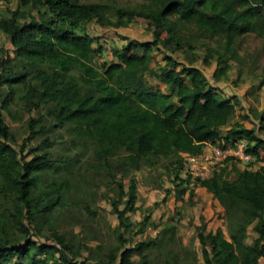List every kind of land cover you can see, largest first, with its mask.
<instances>
[{"label": "trees", "instance_id": "16d2710c", "mask_svg": "<svg viewBox=\"0 0 264 264\" xmlns=\"http://www.w3.org/2000/svg\"><path fill=\"white\" fill-rule=\"evenodd\" d=\"M141 1L139 11L113 9L115 21L104 15L109 10L105 5L77 0H17L9 17L0 18V32L9 39L13 58L52 67L35 73L34 87L25 74L11 78L4 73L10 57L0 51V89L7 90L3 98L0 93V264H86L93 256L91 249L81 240L75 245L56 225L67 209L94 216L88 203L94 191L86 181L112 188L118 228H136L133 235H139L145 221L133 225L128 217L136 211L134 173L153 167L162 157L176 158L183 170L182 156L238 143H243L242 151L255 169H240L227 160L208 178L195 179L218 203L224 225L215 232L196 230L203 260L198 264H264V117L257 128L241 122L230 125L235 104L219 98L199 69L182 66L174 58L183 49V31L194 29L222 40L215 51L214 80L219 81L220 66L244 61L237 40L254 30L264 32V0ZM27 7L42 9L38 19L22 10ZM136 19L147 27L152 40L126 42L112 51L102 72L93 67V39L79 29L93 20L102 28H122ZM153 49L160 52L164 65L153 56ZM73 72L79 73L83 90ZM146 75L158 78L160 85L148 86ZM15 86L22 88L19 98L28 109L48 107L53 123L47 132L68 127L76 138L73 146L81 144L84 151L53 159L48 151L54 144L45 139L20 158L10 144L13 135L3 115L14 102ZM38 124L39 120H30V130ZM226 127L223 139L220 131ZM25 147L26 141L21 153ZM186 191H178L176 203ZM251 226L255 237L248 244ZM167 233L166 225L155 238L132 247H127L130 239L120 234L118 245L96 264H154L149 252L165 248ZM134 254L137 261L132 260ZM165 257L177 260L179 254L168 249Z\"/></svg>", "mask_w": 264, "mask_h": 264}, {"label": "rangeland", "instance_id": "374dc122", "mask_svg": "<svg viewBox=\"0 0 264 264\" xmlns=\"http://www.w3.org/2000/svg\"><path fill=\"white\" fill-rule=\"evenodd\" d=\"M81 3H100L109 8L104 14L106 18L115 21L113 18V9L123 8L139 11L143 9L141 0H77ZM17 7V0H0V18L9 17V12ZM28 15L38 19V7H27L22 9ZM81 31H85L93 39L92 53L90 56L93 67L102 72V65L111 59L112 51L119 50L126 42L144 43L152 40V35L142 22L138 19L131 21L122 28H102L95 20L83 25ZM183 49L175 52V60L182 66L194 67L199 69L209 86L215 87L219 98L231 100L235 104L236 114L230 120L229 124L241 122L247 128L259 126V118L264 117V32L254 30L251 33L237 40L239 45V55L244 60L237 64L233 61L225 62L220 66L223 72L219 81L214 80V73L218 68L216 63V49L222 43L216 37L199 35L194 29L183 31ZM5 50L10 60L4 68V73L11 78H19L27 75V82L37 87L34 75L37 71H51L52 67L44 62L36 65L26 64L13 58L12 47L7 36L0 32V51ZM1 53V52H0ZM153 56L164 65L162 55L153 49ZM207 60V64L204 63ZM80 89L83 85L78 72H73ZM148 86H159L160 81L155 76L146 75L143 78ZM16 95L14 102L10 105L9 111L3 112L4 122L9 127L13 135L11 141L12 148L23 156L25 152L35 145L48 139L54 146L48 151L53 159L60 157H73L75 153H81L83 148L78 144L73 146L72 141H76L68 127L55 128L47 132V127L53 122L48 114V107L38 106L28 109L24 102L19 98L22 94L20 86L14 87ZM1 97H5L7 90L0 89ZM30 120H39V124L33 132L29 128ZM229 127L223 128L220 135L227 137ZM263 138L264 134L262 133ZM26 141V147L23 153L20 152L21 144ZM224 142H226L224 140ZM230 143V142H229ZM243 143L236 146L228 145L222 149H230L237 152L242 151ZM209 153V147L204 149ZM183 158V170H180V162L176 158H160L151 168H143L141 171L133 174L137 182L136 190V211L129 214V221L137 225L145 221L144 232L139 235H133L136 228H118V220L111 205L115 200V193L112 188H98V182L86 181L87 187L94 191L93 200L89 201V206L94 214L90 217L74 209L64 210L57 220L59 230L75 245L80 240L83 241L92 251V257H88L86 264H96L107 252L116 247L119 243V235L122 234L125 239H130L127 247H132L138 242L153 239L157 234L168 226L167 237L169 243L161 251L151 250L149 257L154 264H198L202 263V254L200 244L196 238V230L204 227L205 232H215L218 229H224L220 218L222 213L218 203L214 201L210 194L204 188L196 184L195 179L208 178L212 167L206 164H195L194 171L191 174L186 172L185 165L189 166L186 157ZM228 163L240 169H255L256 165L240 160L237 156H231ZM221 163V164H222ZM197 165V166H196ZM192 167V166H191ZM216 167V166H215ZM210 172V173H209ZM177 175V180L175 176ZM233 176V175H232ZM234 177V176H233ZM125 190H127L129 181H123ZM181 189H187L182 200L176 203V194ZM190 193L194 195L190 198ZM125 200V199H124ZM123 209V205L119 206ZM0 207V211H1ZM255 237L253 226L248 229L247 243L250 244ZM172 249L179 254L177 260L165 257L166 251ZM183 249V253L180 251ZM80 261L83 258L79 259ZM133 261L138 257L134 254Z\"/></svg>", "mask_w": 264, "mask_h": 264}, {"label": "built area", "instance_id": "2783aa9c", "mask_svg": "<svg viewBox=\"0 0 264 264\" xmlns=\"http://www.w3.org/2000/svg\"><path fill=\"white\" fill-rule=\"evenodd\" d=\"M209 153L203 152V154L199 156H187L185 155L186 161L189 163V166L185 165V170L186 172H191L194 173L195 175L197 174L195 169V164H206L210 165L212 169L215 168V166L220 165L225 159L231 157V156H237L240 160L249 162L251 160L250 156L245 155L243 151L239 150L237 152L231 151L230 149H222L218 146H209ZM192 166V167H191ZM197 166V165H196ZM210 173V172H209Z\"/></svg>", "mask_w": 264, "mask_h": 264}, {"label": "crops", "instance_id": "0c3cea01", "mask_svg": "<svg viewBox=\"0 0 264 264\" xmlns=\"http://www.w3.org/2000/svg\"><path fill=\"white\" fill-rule=\"evenodd\" d=\"M264 125V124H263Z\"/></svg>", "mask_w": 264, "mask_h": 264}]
</instances>
